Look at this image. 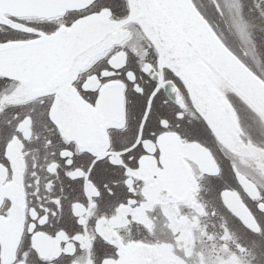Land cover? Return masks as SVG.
Masks as SVG:
<instances>
[{
	"label": "snow or ice",
	"instance_id": "1",
	"mask_svg": "<svg viewBox=\"0 0 264 264\" xmlns=\"http://www.w3.org/2000/svg\"><path fill=\"white\" fill-rule=\"evenodd\" d=\"M262 61L264 0H0V264H127L133 240L136 264H191L189 229L207 264L264 257ZM167 136L208 158L184 156L208 182L196 207L161 181L152 209L142 165L164 168Z\"/></svg>",
	"mask_w": 264,
	"mask_h": 264
},
{
	"label": "flooded vegetation",
	"instance_id": "2",
	"mask_svg": "<svg viewBox=\"0 0 264 264\" xmlns=\"http://www.w3.org/2000/svg\"><path fill=\"white\" fill-rule=\"evenodd\" d=\"M161 147L163 151L160 157V162L164 164V168L158 167L157 160L154 156H148L144 158L141 170V174L147 182L146 186L153 200L152 209L155 210L157 204H161L162 208L164 207L160 193L161 181L166 182L164 186H167V184L172 185L175 191V198L181 203H184L186 198L191 197V207H196L198 202L192 196L194 190H199L202 198L207 201V180H205L203 184L196 181L193 165L189 164L188 161L184 159V156H190L197 163H207L208 158L205 152L200 150L193 154L192 152L186 150L184 146L172 136H167L162 141ZM154 173L159 174V180H153ZM251 190L252 189L249 188L250 192ZM225 203L233 212L240 216L249 227L253 228L256 232L260 231V227L257 224L256 219L252 216L251 212L241 200L239 193H226ZM183 211L184 215L181 219L182 221H187L189 215L191 214L190 210L189 208H185ZM134 213L135 219L143 221L146 218L142 209L134 210ZM204 215V223L209 225L207 229L208 233L218 236L220 233V225L222 223L219 214L215 217H207L206 213ZM229 222L233 225L234 237H239L242 234L243 229H241L235 221H231L230 218ZM120 223L124 226L127 224V221L121 220ZM211 225H215V227H211ZM103 232L105 234L112 233L111 226L105 227ZM132 232L135 234L137 229L133 227ZM189 236L191 237L195 250L191 264H199V262L207 264V257L210 254L213 240L205 239L201 242L200 235L192 232L191 229H189ZM166 238L170 239L171 237L168 235ZM216 243L219 244L220 241L217 239ZM237 246L240 247V245ZM223 247L228 248L227 245H223ZM228 251L230 252L229 260H234L236 264H240V257L230 248H228ZM123 252V258L127 261V264H136V262L143 255V249L139 246V241L137 240L130 241L129 244L124 247ZM216 264H228V261L224 260L221 256L217 259ZM253 264H264V257L253 261Z\"/></svg>",
	"mask_w": 264,
	"mask_h": 264
},
{
	"label": "rangeland",
	"instance_id": "3",
	"mask_svg": "<svg viewBox=\"0 0 264 264\" xmlns=\"http://www.w3.org/2000/svg\"><path fill=\"white\" fill-rule=\"evenodd\" d=\"M262 66H264V61H262Z\"/></svg>",
	"mask_w": 264,
	"mask_h": 264
},
{
	"label": "water",
	"instance_id": "4",
	"mask_svg": "<svg viewBox=\"0 0 264 264\" xmlns=\"http://www.w3.org/2000/svg\"><path fill=\"white\" fill-rule=\"evenodd\" d=\"M93 140H95V138H93Z\"/></svg>",
	"mask_w": 264,
	"mask_h": 264
}]
</instances>
